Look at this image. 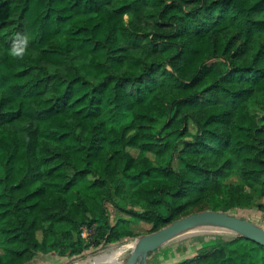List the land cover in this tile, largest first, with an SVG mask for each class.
<instances>
[{
  "label": "trees",
  "instance_id": "obj_1",
  "mask_svg": "<svg viewBox=\"0 0 264 264\" xmlns=\"http://www.w3.org/2000/svg\"><path fill=\"white\" fill-rule=\"evenodd\" d=\"M0 169V264L201 210L264 217V0H0ZM168 264H264V247L218 236Z\"/></svg>",
  "mask_w": 264,
  "mask_h": 264
},
{
  "label": "rangeland",
  "instance_id": "obj_2",
  "mask_svg": "<svg viewBox=\"0 0 264 264\" xmlns=\"http://www.w3.org/2000/svg\"><path fill=\"white\" fill-rule=\"evenodd\" d=\"M122 20L125 23L129 24H137V19L131 14H124L122 16ZM134 57L143 58L144 54L136 51ZM134 58H128L127 60H132ZM76 61H78L76 59ZM124 67V66H123ZM132 153H135L134 150H131ZM152 158V155L149 154ZM2 170L0 169V174ZM111 215L113 218L117 217L120 213L115 208H110ZM232 215L237 217L248 219L249 221L256 224L258 227L264 229V217L261 216L260 212L255 208L251 209H231L228 211ZM0 221V226H1ZM63 225H56L54 232L49 234V239L55 242H62L64 240V232L61 230L67 227H62ZM206 227V226H205ZM134 237L132 239L118 242L115 244H107L103 247H96L91 249L88 253L77 257L76 259H67L65 257L61 258H38L36 257L35 261L32 264H87L95 261L104 260L106 257L112 254L115 250H120V254L116 257L117 261H126L124 259V255L126 252H130L135 246L136 241L139 237L150 233V225L140 222L132 225ZM223 228V227H222ZM198 229V228H197ZM210 230L212 226H208V228H203L199 230ZM199 230H196L199 232ZM84 234V235H82ZM38 239H41L42 235L40 232L37 234ZM235 234L231 231L227 230H212L210 233L203 234H193V235H185L183 232L177 234L170 240L166 241L158 248H156L155 253L153 254V260L155 264H168L174 261H177L184 257H189L193 255L198 247L205 243L212 242L216 237H228L234 236ZM81 236L87 240V231L83 227L81 230ZM0 256L3 258L7 257V243L5 241V237L0 230Z\"/></svg>",
  "mask_w": 264,
  "mask_h": 264
},
{
  "label": "water",
  "instance_id": "obj_3",
  "mask_svg": "<svg viewBox=\"0 0 264 264\" xmlns=\"http://www.w3.org/2000/svg\"><path fill=\"white\" fill-rule=\"evenodd\" d=\"M201 224L223 227L235 235L243 236L264 247V229L253 222L225 211L201 210L182 216L156 231L139 237L124 262L116 259H104L87 264H146L149 252L156 250L160 245L184 230Z\"/></svg>",
  "mask_w": 264,
  "mask_h": 264
},
{
  "label": "clouds",
  "instance_id": "obj_4",
  "mask_svg": "<svg viewBox=\"0 0 264 264\" xmlns=\"http://www.w3.org/2000/svg\"><path fill=\"white\" fill-rule=\"evenodd\" d=\"M29 38L27 36L17 35L10 48V56L13 59H23L28 51Z\"/></svg>",
  "mask_w": 264,
  "mask_h": 264
},
{
  "label": "bare ground",
  "instance_id": "obj_5",
  "mask_svg": "<svg viewBox=\"0 0 264 264\" xmlns=\"http://www.w3.org/2000/svg\"><path fill=\"white\" fill-rule=\"evenodd\" d=\"M206 226V227H205ZM208 226H212V229L210 230H199V229H202L203 228H208ZM198 228V229H197ZM196 230H199L196 231ZM212 230H218V231H222V230H227L225 228H222L220 226H217V225H212V224H201V225H197V226H193V227H190L186 230L183 231V233L185 235H193V234H203V233H210L212 232ZM228 231V230H227ZM120 254V250H115L114 252H112L111 255H109L108 257H106L105 259H110V260H114L116 259V257Z\"/></svg>",
  "mask_w": 264,
  "mask_h": 264
},
{
  "label": "built area",
  "instance_id": "obj_6",
  "mask_svg": "<svg viewBox=\"0 0 264 264\" xmlns=\"http://www.w3.org/2000/svg\"><path fill=\"white\" fill-rule=\"evenodd\" d=\"M82 235H84V234H82Z\"/></svg>",
  "mask_w": 264,
  "mask_h": 264
}]
</instances>
